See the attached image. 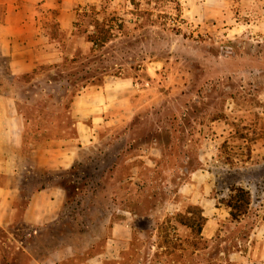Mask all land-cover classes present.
Returning a JSON list of instances; mask_svg holds the SVG:
<instances>
[{
	"label": "rangeland",
	"instance_id": "obj_1",
	"mask_svg": "<svg viewBox=\"0 0 264 264\" xmlns=\"http://www.w3.org/2000/svg\"><path fill=\"white\" fill-rule=\"evenodd\" d=\"M105 17L123 19L125 25L90 53L86 35L95 19ZM49 33L54 41L48 48L60 54L27 76H10L0 56V92L5 83L34 78L17 103L24 118L65 112L68 99L59 98V85L65 83L51 89L44 82L54 64L77 80L79 93L100 89L81 88L80 76L129 81L134 111L116 127L96 125L100 140L80 151L77 188L68 192L59 227L47 235L50 247L70 245L71 264L105 253L111 258L105 264H112L121 260L136 230L140 246L132 264L171 262L177 258L163 257L157 245L165 234L189 242V231L158 226L187 203L202 208L190 200L200 193L227 215L218 211L215 219L208 218L202 208L207 248L182 258V264H242V258L264 264L259 259L264 247V0H99L80 7L69 38L54 29ZM32 125L29 121L24 130ZM43 175L44 180L68 178L61 170ZM232 183L251 193L239 222H231L228 210L217 206Z\"/></svg>",
	"mask_w": 264,
	"mask_h": 264
},
{
	"label": "crops",
	"instance_id": "obj_2",
	"mask_svg": "<svg viewBox=\"0 0 264 264\" xmlns=\"http://www.w3.org/2000/svg\"><path fill=\"white\" fill-rule=\"evenodd\" d=\"M98 1L0 0V56L7 60L10 76L32 73L38 64L51 63L60 51L48 48L54 41L49 24L57 23L59 31L69 38L79 8ZM32 81L34 78L18 85L5 83L0 92V264H71V246L50 247L47 237L61 219L65 191L54 178L44 180L43 173L77 165L80 151L100 140L96 125L112 128L133 116L128 94L132 83L109 81L99 90L77 94L70 103L76 137L25 148V119L17 103ZM200 179L204 181L205 176ZM200 195L195 193L190 200L199 202L206 217L215 219L218 211L226 217V210L215 207L209 198L200 199ZM105 256L72 264H105L111 259ZM242 259V264L255 262ZM259 259L264 261V247Z\"/></svg>",
	"mask_w": 264,
	"mask_h": 264
},
{
	"label": "trees",
	"instance_id": "obj_3",
	"mask_svg": "<svg viewBox=\"0 0 264 264\" xmlns=\"http://www.w3.org/2000/svg\"><path fill=\"white\" fill-rule=\"evenodd\" d=\"M150 2H159L162 0H149ZM165 1H174V0H165ZM132 4L135 3V0H130ZM91 13H94L96 7H89ZM80 9V8H79ZM103 9V13L105 9ZM88 10V9H87ZM79 11V10H78ZM77 11V12H78ZM86 13V12H84ZM132 21V20H131ZM130 21V22H131ZM135 23V22H134ZM124 20L118 18H103L102 20L95 19L93 22L94 30L88 32L86 35V41L91 43V47L89 48L90 53H95L97 50L102 49L105 44L112 40V38L116 37L119 33H121L122 27H124ZM76 26V24L74 25ZM55 30L61 34V36H65L63 33L59 31L58 24L55 22H51L49 24V32ZM71 62H74L72 59ZM62 65L54 64L52 68H55V71L52 73H48L46 75L45 84H48V87L51 86V89H54V85H59L60 82H64L65 84L59 85V88L63 91V94L59 97L68 99L66 105H64L65 112L58 116H41L40 114L33 115L31 120L28 118L25 119V124H28L29 121L33 122L31 129L24 130L23 133V145L26 148L27 145H39L43 142L54 141V140H64L71 139L76 137V130L74 127V121L70 115V103L74 96L79 94V90L74 91L76 89V79L71 80L70 76L66 75L65 70L62 68ZM51 68V67H50ZM50 70V69H49ZM29 73L22 74V76H27ZM10 75V74H9ZM21 76V75H20ZM80 79L83 81V85L81 88L88 87H96V89L101 88L103 86V79L100 77L91 78L87 76H80ZM98 83H95L96 81ZM90 84V85H88ZM71 88H73L71 90ZM51 96V95H50ZM59 99V100H60ZM59 104L62 101L58 102ZM19 113L20 109H18ZM24 117V116H23ZM33 145V146H35ZM78 165V164H77ZM72 166L70 169L65 170L66 176H68L67 180L64 182L62 180H55L54 183L56 185L61 186L65 191V205L68 203V198L71 188H77L75 186V170L76 166ZM52 178H49L51 180ZM56 179V178H54ZM251 204V193L250 191L243 187L240 184H229L227 186V193L223 198L217 199V206L223 205L229 214V219L231 222H239L241 218L247 213L249 206ZM61 219L59 220L58 226L50 228V232L55 231L57 227H59ZM206 217L203 215V209L196 204L187 203L184 208L180 211L173 213L171 216H166L165 220L162 222V225H159L158 228L163 227V225L170 226H182L189 231L190 240L187 242L186 240H178L173 239L171 236L168 237L165 234L164 241L161 244L157 245V248L163 249L161 253L165 258H177L172 259L170 261H165L163 264L170 263H180L182 264V258H186L190 253L197 250H205L207 248V243L202 236L203 228L206 224ZM140 241L138 237V231L133 230L131 240L127 250L121 253L120 261H114L112 264H132L135 261V256H138ZM151 248V246H150ZM189 249L191 251H189ZM106 263V262H105ZM108 264V263H107Z\"/></svg>",
	"mask_w": 264,
	"mask_h": 264
}]
</instances>
